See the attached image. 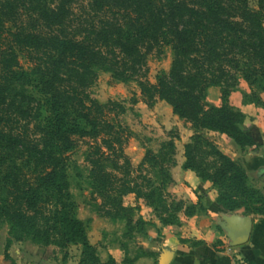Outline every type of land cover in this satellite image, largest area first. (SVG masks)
I'll return each instance as SVG.
<instances>
[{"label":"trees","instance_id":"obj_1","mask_svg":"<svg viewBox=\"0 0 264 264\" xmlns=\"http://www.w3.org/2000/svg\"><path fill=\"white\" fill-rule=\"evenodd\" d=\"M103 1L94 0L90 5L91 11L98 13L106 7L114 17L140 25L142 31L152 29L151 21L155 20L158 41L172 46L177 52L170 74L160 75L156 84L138 81L143 101L149 107L158 101H166L173 107L174 113L191 123L194 129L226 135L242 152L251 147L257 148L256 140L243 126L245 115L229 104V89L223 90L219 107L207 101L206 92L219 81L220 76L229 75L227 67H241V58L247 60L242 67L245 80L260 93L264 92L262 11H251L243 0V22L236 24L220 20L215 13L210 18L204 12L198 13L194 5L199 6V2L192 4L188 12H185L187 6L184 10L179 7L180 12L175 15L172 11L166 13L161 9L157 14V0H131L118 6L117 10H114L116 4ZM135 2L144 7H136ZM260 6L263 10L264 0H261ZM217 7L211 10L215 12ZM62 9H47L45 3L36 0H14L0 5V88L10 82L20 69V58L23 56L35 65L39 73L49 77L56 98L53 104L55 123L51 130H42L47 143V148L43 150L40 149L41 142L33 138L30 129L32 112L24 115L6 104H0V142L5 138L14 142L17 158L32 162L31 172L18 165L10 170L2 215L10 222L11 235L18 225L43 217L47 205L54 198V219L62 237L68 243L90 251L92 246L85 225L71 214L73 204L68 201V182L63 166L65 157H68L65 153L72 152L82 141L88 147L85 162L91 168L93 179L101 182L110 194L123 188L127 194L135 196L136 202L152 199L155 195L147 194V190L152 189V179L143 174V168L147 163L155 162L156 156L148 151L139 168L135 169L125 153L131 130L118 121L125 109L115 103L101 104L88 91L97 78L94 63L98 60L109 63L121 80L128 81L132 77V68L127 62L121 66L122 60H118V56L103 49L101 41L107 38L104 31L108 21L101 20L100 24H96L94 16L82 20L76 14H70L73 18H65L66 12ZM176 16L180 17L178 24L173 21ZM120 27L121 30L123 25ZM117 43L124 47L120 41ZM193 51L195 58L190 56ZM221 61L215 68L214 63ZM210 71L218 74H210ZM69 112L77 119H72ZM192 140L185 146L186 160L182 169L194 171L203 181L217 187V203L223 210L232 213L249 202L257 205V214L264 216V197L249 186L251 175L207 138L197 134ZM200 142H205L217 157L212 173L201 170L194 156V143ZM44 192L45 195H42ZM109 207L105 217L120 215L116 202L111 201ZM201 209L202 204L198 202L197 207H187L185 214L192 216ZM9 245L10 238L6 252ZM105 264L117 263L109 259Z\"/></svg>","mask_w":264,"mask_h":264},{"label":"rangeland","instance_id":"obj_2","mask_svg":"<svg viewBox=\"0 0 264 264\" xmlns=\"http://www.w3.org/2000/svg\"><path fill=\"white\" fill-rule=\"evenodd\" d=\"M9 1L14 2V0H0V5ZM104 1L112 5L116 4L114 10H117L118 6H123L125 2H131V0ZM36 2L45 3L50 10L63 7L62 10L66 12L65 18H73L70 14H76L82 20L94 16L96 24H100L101 20L108 21L110 26L107 25L104 31V37L107 38L101 41L103 49H106L105 52H112L110 54L118 56V60H122L121 66L127 62L129 68H132V77L128 81H123L116 76L115 69L109 63L98 60L94 63L97 78L91 83L88 91L101 104L115 103L125 109V113L118 118V121L131 130V138L125 153L135 169L139 168L148 151L155 154V162L147 163L143 168V174L152 179V189L147 190V194L155 193V195L152 199H141L136 202L134 195L127 194L123 188L110 194L101 182L93 179L90 173L91 168L85 162L88 147L79 141L72 152L65 153V156H68L63 162L68 182L66 193L69 195L68 201L73 204L71 214L85 225L92 250L84 251L82 246L70 244L62 237L54 219L56 202L54 198L49 206L47 205L43 217L18 225L10 235V222L2 215V207L7 200L9 173L15 165L21 166L26 172H31L32 162L28 159L19 160L15 143L5 138L0 142V255L5 254V257L8 256L6 258L8 261L17 260L20 264H105L109 259H114L109 255L110 251L120 249L126 254L123 264H133L132 256L139 255L142 249L139 239L149 236V232L154 229L152 225H159L161 228L171 226L176 230L181 222L180 215L185 214L187 207H197V203H201L204 199L203 194L213 191L217 196L219 194L217 187L200 178L205 184V187L199 189L203 193L197 196L198 202L191 203L190 196L192 193L197 195L198 190H194L177 174L179 160L183 157L186 160L185 146L192 143L193 136L197 134L207 138L218 149L221 147L229 150V155L224 154L251 175L249 186L261 192L264 197V180L262 179L264 164L260 165L254 161L256 157L254 152L259 149L251 147L244 153L228 136L222 138L223 134L217 132L194 129L191 123L174 113L173 107L168 102H157H164L171 110L169 114H166L165 110L161 109L162 115L158 116L157 103L149 107L143 101L138 81L156 84L160 75L171 73L177 60V52L173 47L158 41L155 20L151 21L152 29L142 31L140 25L136 26L130 21H120L106 7L98 13L91 11L90 5L94 0H36ZM198 2L199 6L194 5L198 13L204 12L209 18L212 13H215L217 18L228 23L243 22V0H157L155 10L157 14H159L158 9H161L166 13L172 11L173 14L178 15L179 7L184 10V6H187L185 12H188L193 7L192 4H198ZM260 2L261 0H246L245 5L251 11H262L261 23L264 28V9L261 10ZM135 5L139 8L144 7L138 2H135ZM216 7L217 11L213 12L211 9ZM173 21L178 24L180 17L176 16ZM120 25H123L121 30ZM181 28L180 25L179 30ZM119 41L124 44V47L117 43ZM190 56L195 58L194 51ZM239 62L241 67L237 69L227 67L229 75L220 76L219 81L207 89V101L209 90L215 88L220 95L219 106H221L222 92L228 88L229 104L236 110L239 109L233 105V102L237 101L264 108V92L260 93L243 76L242 67L247 60L241 58ZM220 63L222 61L214 63L215 68H218ZM210 74L218 73L210 71ZM225 80L228 82L224 83ZM55 102L56 98L49 77L39 73L35 65L23 56L20 58V69L10 82L0 88V104H6L13 111H20L24 115L26 112H32L29 119L30 129H32L33 138L41 142L42 150L47 148L42 130L43 128L51 130L55 123L53 109ZM69 113L72 119H77L75 114ZM111 120L115 121V118L111 117ZM194 146V156L201 170L214 172L217 157L213 155L211 148L205 142L194 143ZM174 177L179 179L178 182ZM42 195H45V192ZM111 201L116 202L120 207L121 212L118 217L104 216L110 209ZM178 208H181V211L177 212ZM256 208L257 205L248 202L232 213L261 216L256 213ZM8 238L11 239V245L7 253Z\"/></svg>","mask_w":264,"mask_h":264},{"label":"crops","instance_id":"obj_3","mask_svg":"<svg viewBox=\"0 0 264 264\" xmlns=\"http://www.w3.org/2000/svg\"><path fill=\"white\" fill-rule=\"evenodd\" d=\"M208 101L219 106L220 95L215 88L208 92ZM244 115V128L256 140L257 150L254 161L264 164V108L255 105H245L242 102H233ZM161 109L166 114L171 111L164 102L157 103L156 113L162 115ZM220 135V134H219ZM222 138L227 137L221 135ZM234 149L233 146H231ZM229 155V150L219 148ZM234 151H236L234 149ZM246 152V151H245ZM244 152V153H245ZM184 157L179 160L177 174L194 190L191 203L198 202L205 187L203 181L194 171L182 169ZM264 173V171H263ZM178 182V178L174 177ZM201 200L203 209L197 210L194 215H180V225L175 230L171 226L161 228L153 227L146 238H140L141 250L139 255H133V264H264V216H244L223 210L217 203V194L209 192L203 194ZM135 197V196H134ZM136 200V199H135ZM238 220L230 221L233 217ZM247 219L251 224L250 233L243 243L241 220ZM233 230L229 233L228 230ZM118 264H123L126 254L120 249L110 251ZM0 264H20L17 260L8 261L5 254L0 255Z\"/></svg>","mask_w":264,"mask_h":264},{"label":"water","instance_id":"obj_4","mask_svg":"<svg viewBox=\"0 0 264 264\" xmlns=\"http://www.w3.org/2000/svg\"><path fill=\"white\" fill-rule=\"evenodd\" d=\"M236 220H238V218L234 216L230 221L235 222ZM241 222H242L241 223V225H242L241 235L243 238L241 243H243L247 240V238L249 236L251 224H250L249 220H247V219H243V220H241ZM228 232L233 233V230L229 229ZM164 264H167L166 261L164 262Z\"/></svg>","mask_w":264,"mask_h":264}]
</instances>
